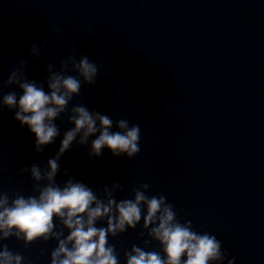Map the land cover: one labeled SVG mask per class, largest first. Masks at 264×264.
<instances>
[{"label":"clouds","instance_id":"9594fccd","mask_svg":"<svg viewBox=\"0 0 264 264\" xmlns=\"http://www.w3.org/2000/svg\"><path fill=\"white\" fill-rule=\"evenodd\" d=\"M31 54L39 56L37 45H33ZM25 68L26 61L22 59L4 82V86L18 85L22 95L17 98L16 92H9L2 103L10 110L18 109L14 119L29 127L36 137V151L42 152L60 134L54 121L69 112L70 102L81 90L80 78L89 85L95 84L99 69L87 56L77 61L74 55H69L61 62L59 71H52L53 65H47L46 92L43 86L27 79ZM68 119L74 127L64 133L58 152L47 161L46 167L33 164L20 169L21 175L30 172L34 194L0 192V242L14 237L28 248L37 241L55 240L50 264H120L119 253L109 243V237L135 230L143 220L139 237L147 235L145 247L133 244L130 250H125L126 264H223L228 253L222 250V242L215 235L195 231L191 221L181 223L174 205L165 196L146 194L150 187L147 183L132 189L133 199L119 201L115 193L125 191L119 182L110 188L105 186L103 197L71 177L63 185L58 184L59 160L77 137L80 145H86L91 136H96L89 153L93 157L101 156L105 147L114 157L126 154L133 158L141 151L138 124L129 126L127 120L120 119L116 122L119 130L112 131L113 120L109 116L90 112L83 105L72 106ZM98 222H106V227L97 226ZM152 241L160 244L163 255L145 250ZM44 254L41 249L40 255ZM24 261L23 255L0 243V264H24ZM227 264H234V260L227 259Z\"/></svg>","mask_w":264,"mask_h":264}]
</instances>
